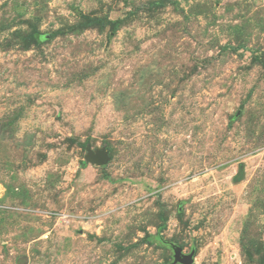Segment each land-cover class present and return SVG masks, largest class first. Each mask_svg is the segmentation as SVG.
I'll list each match as a JSON object with an SVG mask.
<instances>
[{
  "label": "rangeland",
  "instance_id": "1",
  "mask_svg": "<svg viewBox=\"0 0 264 264\" xmlns=\"http://www.w3.org/2000/svg\"><path fill=\"white\" fill-rule=\"evenodd\" d=\"M178 248L264 264V0H0V264Z\"/></svg>",
  "mask_w": 264,
  "mask_h": 264
},
{
  "label": "water",
  "instance_id": "2",
  "mask_svg": "<svg viewBox=\"0 0 264 264\" xmlns=\"http://www.w3.org/2000/svg\"><path fill=\"white\" fill-rule=\"evenodd\" d=\"M108 152L105 150H99L97 153L93 155V161L103 166L109 162ZM176 262H180L182 264H193L194 258L193 253L183 254L181 250L178 248L175 254Z\"/></svg>",
  "mask_w": 264,
  "mask_h": 264
}]
</instances>
